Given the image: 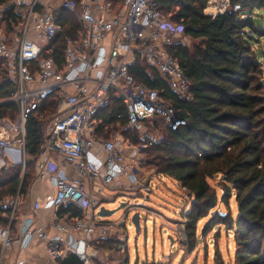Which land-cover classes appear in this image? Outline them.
<instances>
[{
    "label": "built area",
    "instance_id": "1",
    "mask_svg": "<svg viewBox=\"0 0 264 264\" xmlns=\"http://www.w3.org/2000/svg\"><path fill=\"white\" fill-rule=\"evenodd\" d=\"M112 1L13 0L20 23L11 34L0 29V62H4V76L15 88L0 105L14 104L17 109L14 121L0 120V168L8 167L2 159L9 156L13 160L10 165H21L24 174L29 160L26 122L42 105L54 99L55 114L47 120L40 119L38 124L40 155L44 152L56 155L62 167H69L76 174V178L66 179L59 167L30 158L35 165L36 179L50 178L56 187L54 196L44 207L54 210L72 204L82 212L81 217L66 216L52 223L61 233L81 236L80 241L71 238L47 241V255L55 263L74 255L83 264H93L86 252L87 240L95 233L104 237L111 229H120L121 221L107 224L98 221L102 219L97 215L100 204L96 194L100 188L133 197L138 193L148 201L154 196L153 188H158V182L168 180L155 171L144 177L147 172L142 173L139 164L129 158V147L122 133L133 130L143 120L158 119L169 131L186 125L157 90L136 82L130 73L131 66L139 62L147 73L154 70L164 79L178 98L189 101L191 81L168 52L169 47L184 44L185 28L164 16L158 0H124L116 12ZM205 6L214 16L238 15L242 20L252 17L251 12L232 0H205ZM61 13L72 17L80 28L75 39H66L63 63L58 65L50 56V46L61 31L58 23ZM113 99L122 104L125 123L121 134L104 139L97 134L102 124L100 114ZM161 141L162 138L152 143ZM171 182L179 187L187 204H191L186 190ZM6 204L11 208L10 226L19 204L18 193ZM39 207V203L34 204V209ZM138 209V214L143 212L154 222L160 219L155 211L143 206ZM9 226L0 230V264L5 250L13 243L24 248L31 238L26 232L21 239L11 241ZM128 229L124 226L122 237L115 238L122 252L128 249ZM173 230L181 244L188 245L185 225L179 222Z\"/></svg>",
    "mask_w": 264,
    "mask_h": 264
},
{
    "label": "trees",
    "instance_id": "2",
    "mask_svg": "<svg viewBox=\"0 0 264 264\" xmlns=\"http://www.w3.org/2000/svg\"><path fill=\"white\" fill-rule=\"evenodd\" d=\"M12 1L0 0V22L7 34L14 33L20 23ZM158 2L161 11L171 14V20L183 26L184 36L193 42L190 48L181 43L168 48L191 81V99L178 98L154 70L147 73L139 62L131 66L130 73L136 82L157 90L186 121L176 131L164 128L161 142L148 143L144 165L184 188L186 196L193 199L185 215L190 248L194 247L198 222L208 217L200 236L216 230L214 264H264V51L261 45L257 47L264 40V25L255 21L258 17L255 11L264 10V0H232L251 12L252 17L243 20L238 15L214 16L206 8L205 0ZM58 23L61 31L50 46V56L60 65L65 41L76 38L80 25L65 13L58 16ZM14 89L13 83L3 76L0 101L8 99ZM55 112L56 102L50 99L27 120L25 143L29 160L24 174L19 164L0 168L2 229L9 226L11 208L6 201L14 199L17 193L24 197L34 180L30 158H37L40 153L39 121L49 119ZM16 116L14 104L0 105V120L14 121ZM100 117L102 124L97 129L100 137L102 133L120 130L125 123L118 99H113ZM148 121L162 124L158 119ZM131 134L129 131L122 136L126 139ZM232 198L234 213L229 204ZM219 205L224 206L225 212L220 211ZM64 214L81 217L82 212L69 204L57 212L58 216ZM14 225L13 218L9 230ZM220 226L233 237L232 263L224 261L216 248ZM94 247L111 253L119 251L112 236L101 239ZM58 264L83 263L69 255Z\"/></svg>",
    "mask_w": 264,
    "mask_h": 264
},
{
    "label": "rangeland",
    "instance_id": "3",
    "mask_svg": "<svg viewBox=\"0 0 264 264\" xmlns=\"http://www.w3.org/2000/svg\"><path fill=\"white\" fill-rule=\"evenodd\" d=\"M112 3L114 4L115 12L119 8H122L120 2L118 3L116 0H113ZM163 14L168 18L172 17L171 14ZM255 16L259 17H255V21L264 25V10L255 11ZM1 18L2 16L0 15V19ZM2 25L3 22H0V29L3 28ZM183 43L190 48L193 42L186 37ZM260 43L261 44L257 45V47L260 48L261 45L264 51V40H261ZM257 51L261 52L260 49ZM4 67V62H0V80L4 76ZM130 132H132V134L128 135L129 137L126 136V139L123 138L122 135L121 136L129 147V158L131 161L139 164L142 173L147 172L144 174L145 177L154 170L151 168L148 169V167L144 165L145 161H147L144 151H146L148 143H152L153 140H161V138L164 137V125L159 122L155 125L154 122L146 120ZM119 134H121L120 130H111L110 133H102L101 136L103 138H109ZM158 183V188H153L155 197L151 196L148 201L144 200V198L136 193L135 197L121 195L115 199L114 203H111L112 205L104 206L107 210H115L120 204L128 203V207L125 209L117 211L110 217L101 219L102 222L105 223L121 221L122 225L129 227L127 230V236L129 237L127 251L122 252L119 250L112 252L109 256L113 258L109 259V261L112 260L113 262L123 264H214L215 246L213 244V239L216 230L207 233L204 237L200 236V232L205 226L208 217L202 219L196 226L194 247L190 248L191 242L189 243V240V245L181 244L179 237L174 234L173 226H176L179 222L185 225V215L190 211L191 205L187 204L184 195L180 193L179 187L177 186V188L169 179L166 180L165 183ZM166 185L168 186L167 188ZM96 186L98 185L96 184ZM229 204L234 213L235 207L233 198L230 200ZM130 206H132L131 209L129 208ZM138 206H143V208H147V210L150 209L158 212L164 217L161 216L160 219L154 222L152 217H146L143 212H140V231L136 233L132 223V217L139 211ZM128 209L131 211H127ZM219 209L221 212H225L223 205H219ZM121 233H123V230ZM114 238H116V236ZM171 240H173L172 243ZM216 248L224 261L233 262L235 252L233 237L231 234H227L223 226H220V235L216 239ZM108 263V260L97 263L93 262V264Z\"/></svg>",
    "mask_w": 264,
    "mask_h": 264
},
{
    "label": "crops",
    "instance_id": "4",
    "mask_svg": "<svg viewBox=\"0 0 264 264\" xmlns=\"http://www.w3.org/2000/svg\"><path fill=\"white\" fill-rule=\"evenodd\" d=\"M37 158V162H46L53 167H59L62 174L66 176V179L76 178V174L71 168L62 167L61 160L56 155L50 152H44L41 153V155L39 153ZM12 162L13 160L10 161L9 156H5L2 159V163L7 166L12 164ZM33 170L34 180L30 185L27 194L24 197H19V204L14 215L15 225L12 230H9L11 241L21 239L26 232H29L31 238L28 240V244L24 248L20 247L18 243H13L8 249H6L2 257L3 264H14L19 262L22 264H58L53 262L47 255V241L53 238H61L63 241H69L70 238L76 241L81 240V236L79 235L61 233L52 226L55 219L61 221L66 216L70 215L64 214L58 216L57 212L60 208L51 210L44 207V204L54 196L56 187L50 178L44 181L36 179L35 165L33 166ZM121 195L122 193L120 192L102 188H100L96 194L100 207L112 205L111 203H114L115 199ZM35 203L40 204L38 209H34ZM161 216L163 215L160 214V217ZM98 221L102 224H107L102 222L101 219H98ZM123 228L124 225L121 223L120 229H111L106 235H104V237L103 235L95 233L87 240L88 247L86 252L92 262H102L108 260V264L114 263L112 260L109 261V259L113 258L109 256L112 254L111 252L99 251L95 249L94 244L98 243L101 239L111 238V236L113 238L115 236L118 237V235H120L119 238L122 237L121 231ZM1 229L2 228H0V230ZM41 235H44V237ZM114 240L118 243V240L115 238ZM62 259L64 260L65 257Z\"/></svg>",
    "mask_w": 264,
    "mask_h": 264
},
{
    "label": "water",
    "instance_id": "5",
    "mask_svg": "<svg viewBox=\"0 0 264 264\" xmlns=\"http://www.w3.org/2000/svg\"><path fill=\"white\" fill-rule=\"evenodd\" d=\"M188 197H189V195H188ZM192 202H193V199H192ZM126 207H128V203L127 202L120 204L119 207L117 209H115V210H107L104 207H99L97 215L99 217H101V218H107V217H110V216L114 215L117 211L125 209ZM127 211H129V210H127ZM132 223L134 225L136 233H139V231H140L139 214L137 212L132 217ZM172 241L173 240H171V243H172Z\"/></svg>",
    "mask_w": 264,
    "mask_h": 264
}]
</instances>
